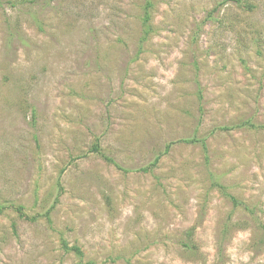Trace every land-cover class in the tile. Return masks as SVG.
<instances>
[{
    "label": "rangeland",
    "instance_id": "374dc122",
    "mask_svg": "<svg viewBox=\"0 0 264 264\" xmlns=\"http://www.w3.org/2000/svg\"><path fill=\"white\" fill-rule=\"evenodd\" d=\"M151 3L0 0V264H264V0Z\"/></svg>",
    "mask_w": 264,
    "mask_h": 264
},
{
    "label": "trees",
    "instance_id": "16d2710c",
    "mask_svg": "<svg viewBox=\"0 0 264 264\" xmlns=\"http://www.w3.org/2000/svg\"><path fill=\"white\" fill-rule=\"evenodd\" d=\"M237 1H240V0H237ZM151 0H146V7H145V13H144V17H143V27H144V34H148L150 29H151V22H150V19H151V13L149 11V7L151 6ZM111 160V159H109ZM112 161V160H111ZM233 200L235 203L238 204V201L233 197ZM20 216L23 217V218H26V219H29L28 216H26L22 211H20ZM64 248L66 250H73L76 252V254L79 255V257H83V252L82 250L80 249V247L78 246H69L68 245V242L67 241H64ZM83 264V263H81ZM84 264H90V263H84Z\"/></svg>",
    "mask_w": 264,
    "mask_h": 264
}]
</instances>
